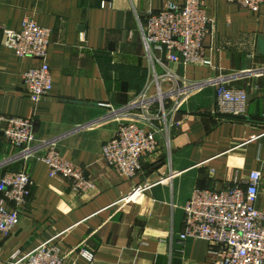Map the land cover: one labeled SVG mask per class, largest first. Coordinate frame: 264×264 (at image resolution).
Here are the masks:
<instances>
[{
    "label": "crops",
    "instance_id": "0c3cea01",
    "mask_svg": "<svg viewBox=\"0 0 264 264\" xmlns=\"http://www.w3.org/2000/svg\"><path fill=\"white\" fill-rule=\"evenodd\" d=\"M171 1L187 0H0V180L24 169L33 181L20 207L0 193L8 209L19 211L14 232L0 233V264L51 238L72 264H89L79 254L84 243L95 251L93 264H219L208 241L181 238L193 190L227 189L259 169L257 206L264 210V4L251 11L203 0L213 20L206 54L215 67L167 63L187 80L244 73L233 82L247 91L242 116L218 114L216 90L205 86L185 99L170 130L157 135L159 147L144 157L136 177H121L102 156L120 123L112 110L154 78L142 32L146 16ZM27 18L52 29L53 88L38 103L26 93L22 74L40 59L3 44L5 29L20 30ZM156 70L165 72L160 65ZM12 116L32 117L38 141L59 137V151L84 169L94 189L76 193L69 180L54 177L38 159L45 148L17 156L2 130Z\"/></svg>",
    "mask_w": 264,
    "mask_h": 264
},
{
    "label": "built area",
    "instance_id": "2783aa9c",
    "mask_svg": "<svg viewBox=\"0 0 264 264\" xmlns=\"http://www.w3.org/2000/svg\"><path fill=\"white\" fill-rule=\"evenodd\" d=\"M251 11H259L264 0H227ZM213 20L203 0L184 4L168 2L159 11H149L142 25L147 56L152 62L154 78L126 105L114 108L112 115L120 121L115 136L103 145L102 156L123 178L133 179L143 167L146 155L157 151V135L170 130L185 99L194 91L213 86L216 90L217 113L240 117L246 111L247 91L233 82L244 73L215 75L201 80H187L167 68V63L214 68L206 54L205 41L212 32ZM52 29L33 19H25L20 30L6 28L5 47L20 57L40 59V64L22 74L26 93L38 103L53 88V75L48 63ZM165 68L159 74L156 66ZM3 128L5 138L20 151L17 156H35L45 162L54 177L69 180L76 193L94 189V183L83 168L65 158L57 148L59 137L38 141L32 117L12 116ZM263 181L262 170H253L244 182L223 190L197 187L185 204L182 239L208 241L220 255L219 264H264V210L257 206ZM33 181L26 170L7 173L0 180V193L16 207L24 205L32 194ZM132 196V195H131ZM129 196L128 198H131ZM19 223L18 209H8L0 201V233L10 236ZM79 254L93 264L95 251L87 244ZM9 264H72L60 253L51 238L28 253L16 252Z\"/></svg>",
    "mask_w": 264,
    "mask_h": 264
}]
</instances>
